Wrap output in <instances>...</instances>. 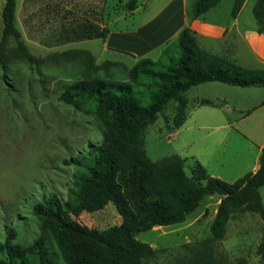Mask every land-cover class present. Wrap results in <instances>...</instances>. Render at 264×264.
<instances>
[{"label": "rangeland", "instance_id": "rangeland-1", "mask_svg": "<svg viewBox=\"0 0 264 264\" xmlns=\"http://www.w3.org/2000/svg\"><path fill=\"white\" fill-rule=\"evenodd\" d=\"M127 1L75 0V13L63 18L62 13L55 18L50 14L48 20L39 17V0L30 3L29 9L37 12L33 18L24 19L25 12H19L18 27L32 53L46 58L66 50H88L96 63L112 60L119 62L116 66L88 72L82 59L49 58L40 64L12 59L5 66L0 63V241L10 228L17 232L16 241L24 245L44 235L47 250L57 264L66 263L51 232L34 213V206L49 196L66 199L78 171L75 161L102 139L96 116L61 100L60 95L87 73L125 79L126 67L139 60L132 54L107 48V38L75 37L87 28L89 33L97 27L115 33L134 30L140 14L130 13ZM234 2L221 0L204 15L221 22L231 20ZM255 2L246 0L242 6L241 26L258 28L253 13ZM114 40L113 37L111 41ZM14 45L11 42L10 47ZM229 57L243 66L264 69V53H254L243 38ZM150 82L144 78L134 87L145 104L150 101L151 90H156ZM186 96L189 115L178 135L173 136L179 129L172 125L175 101L169 102L157 120L147 126L145 144L150 158L179 154L186 158L188 173L197 159L212 175L230 182L252 171L257 145L264 139V86L208 81L191 87ZM204 98L224 105L199 103ZM221 124H231L233 130ZM260 190L264 203V186ZM219 199V194L208 195L185 221L139 232V240L157 249L149 264H174L177 258L189 255L186 243L195 244L211 236ZM77 220L89 227L106 228L120 223V215L111 203L98 211H84ZM263 233L264 221L259 213H235L225 237L217 242V256L222 264H264L258 253Z\"/></svg>", "mask_w": 264, "mask_h": 264}, {"label": "trees", "instance_id": "trees-1", "mask_svg": "<svg viewBox=\"0 0 264 264\" xmlns=\"http://www.w3.org/2000/svg\"><path fill=\"white\" fill-rule=\"evenodd\" d=\"M221 0H199L195 15L200 16ZM246 0H235L232 16L236 17ZM16 0H5L3 31L0 39V63L12 59L40 64L49 58L82 59L88 72L116 66L117 61L96 63L88 50H66L50 57L32 53L22 37L16 20ZM137 0H128L126 8L134 11ZM253 13L257 31L264 34V0H256ZM109 30H94L75 39L105 38ZM11 42H15L10 47ZM125 79L85 74L61 93V100L75 108L93 113L102 129V139L90 147L75 163L78 171L66 199L49 196L34 206L56 242L66 264H149L157 249L139 240V232L183 222L187 214L197 209L203 198L219 194L220 202L214 216L212 235L186 243L189 255L179 257L174 264H222L217 256V242L222 240L231 217L238 212H257L264 221V148L259 168L234 181H226L210 173L195 159L191 172L186 171V158L173 154L152 160L147 153L145 132L166 105L175 101L173 128H179L188 115L186 91L208 81L238 86H264V69L250 68L226 56L202 47L196 31L182 29L169 43L160 59L143 57L126 67ZM146 78L156 86L145 104L135 94L134 87ZM199 103L222 106L223 102L209 98ZM114 204L120 223L106 228L89 227L77 217L84 211L93 212ZM14 228L0 241V264H57L49 254L44 235L31 244L16 241ZM264 262V233L258 246Z\"/></svg>", "mask_w": 264, "mask_h": 264}, {"label": "crops", "instance_id": "crops-1", "mask_svg": "<svg viewBox=\"0 0 264 264\" xmlns=\"http://www.w3.org/2000/svg\"><path fill=\"white\" fill-rule=\"evenodd\" d=\"M198 1L199 0H142L138 2L137 8L134 11H130L132 14H140V20L135 26V29L132 31L115 33L106 28L109 30L105 37V39H108L107 48H112L121 53L132 54L135 59L150 57L154 60H158L162 56L165 47L176 40L180 31L185 27H191L196 31L199 44L215 54L231 58L229 56L231 53L235 52L236 45L240 38L246 40L254 53L259 55L262 52L264 53V34L259 33L257 28H249L246 25L243 27L240 25L241 10L236 17L232 16L231 11V20L225 22L216 21L204 14L216 8L219 3L202 15L197 16L195 15V5ZM16 3L17 26L19 12H21V10L25 12L24 19H31L33 18V14L37 13L29 9L32 0H22L20 3L16 0ZM39 3L38 14L42 20H48L50 14H54L55 18L58 13H62L61 17L63 18L66 14L75 13V0H39ZM4 4L5 0H0V17H2ZM190 5L192 6L191 12L189 10ZM98 29L97 27L96 30ZM1 30L3 31V23L0 25V31ZM19 30L23 37L22 28H19ZM101 30L99 29V31ZM88 31L89 28L85 29L81 34H77L76 38L78 36L80 37L82 34L88 33ZM113 37L115 40L112 42L111 39ZM79 39L81 38L77 40ZM152 53H154V57L151 56ZM255 107L257 109L258 105ZM221 125L228 126L230 131L233 130L231 124ZM179 131L180 128L177 129L173 136L178 135ZM263 148L264 139L261 144L257 145L255 162L252 168L253 172L260 166L259 157Z\"/></svg>", "mask_w": 264, "mask_h": 264}]
</instances>
